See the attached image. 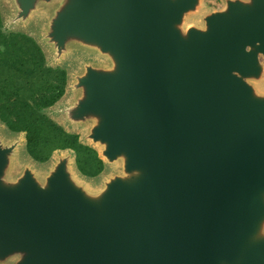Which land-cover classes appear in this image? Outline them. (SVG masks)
<instances>
[{"label": "water", "instance_id": "1", "mask_svg": "<svg viewBox=\"0 0 264 264\" xmlns=\"http://www.w3.org/2000/svg\"><path fill=\"white\" fill-rule=\"evenodd\" d=\"M7 1L48 66L77 57L53 120L118 171H14L0 134V264H264V0Z\"/></svg>", "mask_w": 264, "mask_h": 264}, {"label": "trees", "instance_id": "2", "mask_svg": "<svg viewBox=\"0 0 264 264\" xmlns=\"http://www.w3.org/2000/svg\"><path fill=\"white\" fill-rule=\"evenodd\" d=\"M67 85V71L48 66L33 36L5 29L0 9V122L13 134L26 133V150L33 161L47 164L55 152L71 150L79 174L96 179L106 169L98 152L47 112L66 95Z\"/></svg>", "mask_w": 264, "mask_h": 264}, {"label": "rangeland", "instance_id": "3", "mask_svg": "<svg viewBox=\"0 0 264 264\" xmlns=\"http://www.w3.org/2000/svg\"><path fill=\"white\" fill-rule=\"evenodd\" d=\"M8 1L7 0H4L3 1V5L0 6V9L2 12H5L6 8H8ZM223 7V0H204V7L201 11V14L200 16L206 14L207 12L211 11V10H219ZM200 16L198 17H195L193 18L192 22L193 23H196V24H200ZM43 23H44V18L39 15L38 13H35L33 15V17L30 19V21L28 22V24L25 26V27H21L25 30V33L33 36L35 39L38 40V37L40 36L41 34V30L43 28ZM17 30V29H16ZM14 30V31H16ZM39 41V40H38ZM77 57L76 56H72V57H69L67 58L64 62H63V65H64V69L68 72V74L70 73V71H72L73 69H75L78 65H77ZM261 90H264V85L262 86ZM69 96L70 95V92L68 93L67 91V94L66 96ZM58 110L57 109V106H55L53 109H51L49 112H48V115L52 118H53V115H52V112L51 111H56ZM55 122H58L55 120ZM59 123V122H58ZM76 133L82 137L85 133V130L83 131H76ZM0 134L2 137H4V139L6 140H12L15 138V134L11 133L9 130H7L5 127H3L1 130H0ZM25 162H31V163H34L36 166L40 167V166H44V167H48L49 164H45V165H41V164H38V163H35L31 160L30 156L28 155L27 153V150H26V146L25 144H23L19 151H18V154H17V157L15 158L14 160V164H13V170L15 171V169L20 165V164H24ZM116 171H118V166L115 165V166H112V167H106V171L103 173V175H101L98 179H95L91 182H96L97 180H99V184L101 183V181H104L106 180L111 174L115 173ZM91 182L89 181L88 183V186L89 187H94L95 185L91 184ZM100 185H98L99 187Z\"/></svg>", "mask_w": 264, "mask_h": 264}]
</instances>
